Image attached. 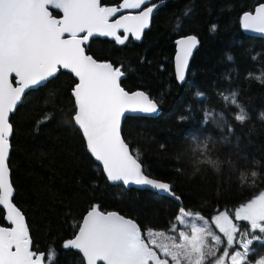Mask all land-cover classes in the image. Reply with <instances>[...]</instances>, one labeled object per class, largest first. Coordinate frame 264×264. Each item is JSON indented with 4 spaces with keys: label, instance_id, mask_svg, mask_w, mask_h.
Returning a JSON list of instances; mask_svg holds the SVG:
<instances>
[{
    "label": "trees",
    "instance_id": "16d2710c",
    "mask_svg": "<svg viewBox=\"0 0 264 264\" xmlns=\"http://www.w3.org/2000/svg\"><path fill=\"white\" fill-rule=\"evenodd\" d=\"M263 1L165 0L141 42L121 33L122 39L127 36L123 44L92 38L86 48L97 61L124 72L123 89L143 90L158 102L161 112L155 118L126 117L122 135L149 176L174 186L181 206L166 196L107 181L72 119L71 92L77 83L72 74L59 71L45 86L26 92L10 117L8 165L12 202L24 216L32 252L44 254L47 264L53 251L51 264H81L80 254L63 244L74 237V224L93 205L132 219L141 232L173 235L171 226L181 208L210 219L264 191V83L255 78L264 73V39L245 34L240 24L243 12ZM100 3L119 7L123 0ZM123 12L127 11L118 13ZM212 25L217 26L215 32L210 31ZM189 34L198 38L199 46L186 81L177 82L175 40ZM197 92L203 95L197 97ZM231 93L237 94L247 114L243 123L235 119L240 109L222 98ZM49 114L51 118L37 127ZM209 114L215 118L206 119ZM197 144L200 148L194 153ZM209 158L216 167L198 162ZM236 223L241 231L251 230L245 221ZM254 234L264 235L258 230ZM245 239L251 236L237 234L238 241ZM249 247L254 249L250 262L264 255V239L253 240Z\"/></svg>",
    "mask_w": 264,
    "mask_h": 264
},
{
    "label": "snow or ice",
    "instance_id": "6c2138e0",
    "mask_svg": "<svg viewBox=\"0 0 264 264\" xmlns=\"http://www.w3.org/2000/svg\"><path fill=\"white\" fill-rule=\"evenodd\" d=\"M48 5L57 10L62 9L63 18L54 19ZM159 6L152 0H123L119 7H101L100 0H0V206L7 210L6 219L10 222L9 227L0 226V264H43L45 259L44 254L35 255L31 251L24 218L11 202L13 188L8 179L6 162L9 135L12 132L9 113L15 109L26 90L45 86L61 68L70 70L78 78L79 82L72 90L75 101L72 119L74 125L82 130L90 154L96 161L102 162L107 179L110 182H123L126 186H148L176 201L180 200L169 183L151 179L144 174L142 164L129 154L128 146L120 135L123 117L129 113H156L157 103L143 92H126L119 83L124 72L120 68L113 69L109 63H97L91 56L85 55L81 46L94 33L114 36L118 43L123 44L127 36L122 39L116 34L120 28L139 39V33L149 26L150 17ZM122 9L140 11L137 15H122L110 23L109 17ZM254 12H243L242 28L264 33V3ZM189 14L190 10L184 13L185 16ZM216 28V25H212L210 31L215 32ZM85 32L87 35H83ZM65 33L70 34V38H62ZM197 43L195 36L176 41L179 46L176 55L179 81L185 79L189 57ZM10 73L19 77V86L12 87ZM255 78L264 83V73ZM195 95L201 97L203 94L197 92ZM221 95L226 104L236 105L240 109L235 119L243 123L248 117L238 104L237 94ZM50 118V114L45 116L37 122V127ZM261 118L264 119V114ZM228 130L231 131V128ZM199 148L197 144L193 152ZM198 162L217 166L210 158ZM251 175L256 177L257 173L252 172ZM241 179L243 183V174ZM190 214L181 208L176 221L187 224L185 217ZM197 218L204 219L200 216ZM234 219L247 221L251 230L241 231L229 219L228 211L221 212L215 223L227 238V246L223 248V254L218 256L216 249L225 241L205 227L197 226L195 221L191 222L190 232L179 231L177 236L149 231L146 235L152 238L146 243L140 227L132 219L114 212L104 214L98 206L93 205L83 221L74 224L78 232L65 241L63 248L78 251L82 258L81 264L83 261L86 264H97V261H105L106 264H169V260L161 259L149 244L159 249L164 257H170L171 264H225V258H230L231 264H243L248 253L254 251L249 247L252 241L264 239V235L254 234L255 230L264 234V192L237 208ZM221 220L224 224L220 223ZM171 228L174 231L177 224L173 223ZM237 234L251 236V239L243 241L242 251L230 253L229 247L239 243L235 239ZM209 237L214 244L208 243ZM159 238L171 240L172 243L159 244ZM55 255L54 251L47 255L49 264Z\"/></svg>",
    "mask_w": 264,
    "mask_h": 264
},
{
    "label": "water",
    "instance_id": "95a60500",
    "mask_svg": "<svg viewBox=\"0 0 264 264\" xmlns=\"http://www.w3.org/2000/svg\"><path fill=\"white\" fill-rule=\"evenodd\" d=\"M152 2L157 3V4H160V6L158 7V9H159L160 7H162V6L165 4V0H163L162 3H161V0H160V1H152ZM261 3H264V1L258 3V4L254 7V9H253L252 11H249V12H252L253 14H255V12H254L255 8L259 7V5H260ZM100 6H101V7H114V6H102L101 3H100ZM147 6H151V4H148ZM142 7H143V6H142ZM158 9H157V10H158ZM48 10H49L50 14L52 15V17H53L54 19H62V18H63V10H62V9L57 10V9H54V8L52 7V5H48ZM157 10H155L154 13H155ZM53 11H54V12H57L59 16H55V15H53V14H52ZM139 11H140V10H137V11H128V12H123V13H115L113 16L109 17V22H110V23H114L115 20H116V19H119L122 15H129V14L137 15V14L139 13ZM154 13H153L152 16L150 17L149 26H148L147 28H145L141 33H139V35H140V38H139V39H137V38H136L135 36H133L131 33H126V32L124 31L123 28L117 29V30H116V34H117V35H120L121 33L128 34V35H130V37L132 38V40H134L135 42H138V43L141 42V41H142V38H143L144 31L147 30V29H149L150 26H151V21H152V18H153ZM241 16H242V15H241ZM240 24H241V17H240ZM241 28H242V24H241ZM242 30H243V32H244L245 34H247V35H249V36H254V37H259V38H263V39H264V33H258V32H252V31H246V30H244L243 28H242ZM79 35H81V34H78V36H79ZM83 35H87V33L85 32V33H83ZM188 36H195V35H192V34L184 35V36H181V37H179V38H177V39L175 40V54H174V58H173V68H174L175 79H176L177 82H184V81H186V79H187V74H188V68H189V65H188V68L185 70V79H184L183 81H179V80L177 79V75H176V55H177V52H178V48H179V46L176 44V41L179 40V39H182V38L188 37ZM195 37H196V36H195ZM62 38H64V39H68V38H70V34L65 33V34H63ZM92 38L115 39L114 36H103V35H100L99 33H94L93 36H91L87 41H85V42L81 45V46L83 47V49H84V53H85V55H87V56H91L90 54L87 53L86 48H87V46H88V44H89V42H90V40H91ZM196 38H197V37H196ZM197 41H198V38H197ZM198 46H199V41H198V43H197V46H196L195 48H193V50H192V55L189 57V63H190V60L192 59V57L194 56L195 52L197 51ZM91 57H92V56H91ZM92 58H93V57H92ZM93 59H94V58H93ZM94 60H95L97 63H109V62H104V61H97L96 59H94ZM109 64H111V63H109ZM111 65H112V64H111ZM112 67H113V69H115L113 65H112ZM59 71L68 72V73L72 74V75L75 77V75H74L73 73H71V71L68 70V69H63V68H61ZM59 71H58V72H59ZM58 72L54 75V77L58 74ZM75 78H76V77H75ZM50 79H51V78H50ZM18 80H19V77H16L14 73H10V74H9V82L11 83L12 87H17V86H19V85H18ZM76 80H77V83H78V82H79V81H78V78H76ZM120 81H121V79L119 80V83H120ZM120 86H121V85H120ZM121 87H122V86H121ZM34 89H35V88H34ZM29 90H31V89H29ZM29 90H26L25 93L22 94V98H21V100L17 103V106L15 107V109H14L12 112L9 113V123H10V117H11V114H13V113L15 112V110L17 109V107L19 106V104L21 103V101L23 100V98H24L26 92L29 91ZM124 90H125V89H124ZM125 91L128 92L129 94L134 93V92H138V91H139V92H143L145 95H147L146 92H144L143 90H140V89H138V90H133V91H127V90H125ZM71 94H72V92H71ZM72 96H73V95H72ZM147 96H148V95H147ZM148 97H149V96H148ZM149 98H150V97H149ZM73 99H74V97H73ZM150 99H152V98H150ZM152 100H153L155 103H157V105H158V102H157L156 100H154V99H152ZM160 112H161V111H160V107H159V105H158V111H157L156 113H152V114H145V113H129L126 117H128V116H134V117H136V116H137V117H150V118H155V117H157V116L160 114ZM126 117H123L122 120H121V132H120L121 138H122V140L125 142V144H127V142L124 140L123 135H122V125H123V121H124V119H125ZM10 125H11V124H10ZM11 126H12V125H11ZM77 128H78V127H77ZM78 129H79V128H78ZM79 130H80V129H79ZM80 132H81V134H82V130H80ZM12 133H13V130H12L11 134L9 135V140H10V138H11V136H12ZM82 136H83V134H82ZM83 139H84L85 144H86V139H85L84 137H83ZM127 146H128V149H129V154L132 155V157L138 161V159L136 158V156L132 153L130 146H129L128 144H127ZM10 149H11V148H10V142H9V154H8V158H7V161H6V162H7V165H8V159H9V156H10ZM87 150H88V149H87ZM88 152H89V151H88ZM89 153H90V152H89ZM90 155H91V154H90ZM91 156H92V155H91ZM92 158L94 159V161H95L97 164H99V165L101 166L102 171H103V173H104V176H105V178L107 179L106 174H105V172H104V170H103L102 162L96 161L95 158H94L93 156H92ZM138 162H139V161H138ZM139 163H140V162H139ZM143 172H144V174H145L146 176H148V177L151 178V179H155V180H158V181H161V182L169 183V184L172 186V191H173L174 186H173L170 182H167V181L160 180V179H157V178H155V177H151V176H149V175L144 171V168H143ZM8 179H9V182L11 183V177H10V168H9V165H8ZM107 181H108L110 184H121V185H122L124 188H126V189L133 187V188H135V189H139V190H148V191H151V192L156 193V194H158V195L166 196V197L170 198L171 200H173V201L177 202L178 204H180V206L182 205L181 200L176 201V200H174L171 196H169V195H167V194H164L163 192H159V191L153 190V189H151V188L148 187V186H141V185H136V184H129V185L126 186V185L123 184V182H110L108 179H107ZM11 185H12V183H11ZM12 188H13V186H12ZM173 192H174V191H173ZM13 194H14V188H13ZM12 197H13V195H12ZM12 197H11V202H12ZM12 204H13V202H12ZM13 205H14V204H13ZM0 208L3 210L4 222H5L6 224L10 225V222L7 221V219H6L7 210H6L3 206H0ZM17 209H18V208H17ZM18 210H19V209H18ZM19 211H20V210H19ZM99 211L102 212V213H104V214H108V213H111V212H114V213L119 214L118 212L113 211V210L102 211V210L99 209ZM20 213H21V215L23 216V214H22L21 211H20ZM85 215H87V213H86ZM85 215H84V216H85ZM119 215H121V214H119ZM84 216H83V218H84ZM121 216H123V215H121ZM124 217H125V216H124ZM23 218H24V216H23ZM83 218H82L81 222L83 221ZM125 218L130 219V218H128V217H125ZM23 222L25 223L24 220H23ZM81 222H80V223H81ZM77 232H78V230H77ZM77 252H78V251H77ZM37 255H40V254H37ZM80 255H81V254H80ZM84 262H85V264H86V261H84ZM43 264H44V262H43ZM97 264H106V262H105V261H97ZM150 264H151V262H150Z\"/></svg>",
    "mask_w": 264,
    "mask_h": 264
},
{
    "label": "rangeland",
    "instance_id": "374dc122",
    "mask_svg": "<svg viewBox=\"0 0 264 264\" xmlns=\"http://www.w3.org/2000/svg\"><path fill=\"white\" fill-rule=\"evenodd\" d=\"M152 1H153V0H152ZM124 10H125V11H137V9H124ZM211 116H212V118H215V116H214L213 114H211ZM217 120H219V118H217V119L214 120V121H217ZM262 192H264V191H262ZM260 193H261V192L257 193V194H256L254 197H252L250 200L254 199V198H255L256 196H258ZM250 200H248L247 202H249ZM247 202H245V203H247ZM245 203H243V204H245ZM243 204H241V205H243ZM241 205H239V206L233 208V209L230 210V212H229V219H231L232 222H233L234 224H236V225H237V223H236L237 221L234 219V216H235V210H236L237 208H239ZM183 210H184V209H183ZM180 211H181V209H180ZM180 211H179L178 214H180ZM184 211H185V210H184ZM221 212H225V211H220V212L214 214L213 216H211L210 219L205 218V217H203V216H201V215H198V214H195V213H191L190 215H188V216L185 217V220L187 221V224H183V225H182V224H179L178 222L176 223V224H177V228L175 229L176 234H173V235H167V234H165V235H166V236H177L179 231H188V232H190V225H191V222L195 221L196 224H197V226H203V227H205L206 229L212 231V232H213L214 234H216V235H218V234L215 233V231L219 232V233L221 234V236L223 237L222 240L225 241V243H224V247H225V246H227V245H226V240H227V238L224 236V234H223L222 232H220L219 227H217V225H216V223H215L216 218L220 216V213H221ZM197 216L203 217L204 219H203V220H200V219L197 218ZM245 222H247V221H245ZM220 223H221V224H224V221L221 220ZM247 223H248V222H247ZM248 224H249V223H248ZM249 225H250V224H249ZM225 226H227V225H225ZM178 228H179V229H178ZM214 230H215V231H214ZM149 231H151V230H148V231H145V232H141V233H142V238L145 239V242H146V243L152 238V237H148V236L146 235ZM152 232H160V231H152ZM218 236H220V235H218ZM235 239L237 240L236 237H235ZM209 240H210V241H209ZM208 241H209L208 243H209L210 245H212V244L215 243L214 241L211 240L210 237L208 238ZM177 242H179V241H177ZM157 243H159V244H171L172 241H171V240H168V239L159 238V239H157ZM242 244H243V243L239 244L238 249H236V250L233 251L232 253L237 252V251H242V250H243V248H242ZM219 246L221 247L222 244L219 245ZM149 247H153L154 250L157 251V254H158V256H159L161 259H168V260H169V264H171V258H170V257H164L163 253H162L159 249H155V247H154L153 245H151V244H149ZM222 254H223V251H222ZM222 254L217 253L218 256H221ZM227 260H228L229 264H231V260H230V258H227ZM226 263H227V262H226ZM226 263H225V264H226ZM243 264H264V255H263V256H260V257L257 256V259L255 260V262L245 261V262H243Z\"/></svg>",
    "mask_w": 264,
    "mask_h": 264
},
{
    "label": "flooded vegetation",
    "instance_id": "af4514ba",
    "mask_svg": "<svg viewBox=\"0 0 264 264\" xmlns=\"http://www.w3.org/2000/svg\"><path fill=\"white\" fill-rule=\"evenodd\" d=\"M128 12V11H127ZM3 220H4V216H3ZM1 226H3V227H9L10 225H8V224H6L5 222H4V224H2ZM179 229V228H178ZM215 233H217L218 235H220V237H221V239H223V237L221 236V234L219 233V232H215ZM236 238H237V235H236ZM210 241V240H209ZM208 241V242H209ZM238 241V240H237ZM241 243H243L242 241H239V243L238 244H234V245H232V246H230L229 247V251H230V253H232L233 251H235L236 249H238V247H239V244H241ZM223 248H224V243H222V246L220 247H218L217 249H216V251H217V253H220V254H222V250H223ZM13 251L15 250V248L13 247V249H12ZM35 255H37V254H41V253H35V252H33ZM250 253V252H249ZM249 253H248V255H249ZM248 255H247V258H246V261H249L248 260ZM81 256V255H80ZM257 259V256H255L254 257V259H253V261H251V262H255V260ZM44 264H47V262H46V260L44 259ZM227 262V263H226ZM85 263V262H84ZM225 263L226 264H229V262H228V260H227V258H225Z\"/></svg>",
    "mask_w": 264,
    "mask_h": 264
}]
</instances>
